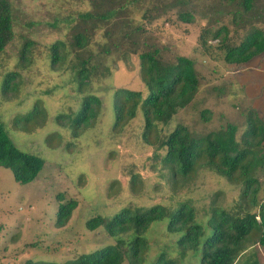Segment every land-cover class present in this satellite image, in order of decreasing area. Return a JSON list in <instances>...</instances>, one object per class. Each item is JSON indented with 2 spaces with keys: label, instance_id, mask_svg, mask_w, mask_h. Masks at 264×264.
I'll return each mask as SVG.
<instances>
[{
  "label": "rangeland",
  "instance_id": "obj_1",
  "mask_svg": "<svg viewBox=\"0 0 264 264\" xmlns=\"http://www.w3.org/2000/svg\"><path fill=\"white\" fill-rule=\"evenodd\" d=\"M171 1L174 4L169 6ZM9 2L14 36L0 54V86L9 71L17 75L12 79L15 89L5 97L0 93V121L10 141L21 151L40 156L43 166L25 184L14 181L10 170L0 166V264L72 259L114 243L102 225L86 228L90 217L108 218L123 207L161 204L174 208L183 200L195 208V220L202 225L196 249H188L179 257V233L166 231L163 217L152 221L143 233L147 245L141 253L142 264H151L160 252L165 258H175V264H198L200 244L209 233L206 218L210 202L231 208L238 198L239 185L205 168H198L190 179L181 182L163 167V151L156 147L159 138L154 140V135L166 134L182 124L191 135L198 136L233 123L239 139L250 102L236 81L237 72L251 67L258 58L226 63L221 44L206 31L225 24L229 42L237 43L250 22L264 30V20L260 21L252 10L240 14V19L236 17L234 25L235 6L223 5L221 0H186L183 6L175 0H118L116 5L122 4L119 12L95 21L93 27V20H85L80 14L103 9L89 0ZM256 8L264 11V0H259ZM180 9L192 15L190 22L178 18ZM75 29L86 36L81 49L71 45ZM55 41L63 46L57 49L59 59L51 62L50 45ZM24 42L29 45L25 62H21L19 52ZM147 47L157 48L162 62H172L177 55L191 58L198 79L191 100L166 124H156L157 132H151L149 144L141 138L143 117L139 108L121 127L112 126L116 88L145 95L137 54ZM77 58H88L95 65V72L83 82L68 68ZM89 94L99 100L97 115L74 136L68 128L69 120L82 97ZM36 100L44 118L27 122L18 119ZM58 114L70 117L56 122ZM260 179L263 184L264 176ZM68 199L76 200V206L67 222L56 227L57 206ZM250 251L264 264L262 248L257 244L248 246L235 264L246 260ZM122 264H127L126 260Z\"/></svg>",
  "mask_w": 264,
  "mask_h": 264
},
{
  "label": "trees",
  "instance_id": "obj_2",
  "mask_svg": "<svg viewBox=\"0 0 264 264\" xmlns=\"http://www.w3.org/2000/svg\"><path fill=\"white\" fill-rule=\"evenodd\" d=\"M95 7H100L99 13L85 11L80 14L85 20L94 22L106 20L119 12L122 4L118 0H89ZM223 5H234L235 11L232 23L237 25L235 18L240 14L254 12L259 20H264V11L256 8L259 0H221ZM186 0H175L183 6ZM171 3V4H170ZM169 6L174 4L172 1ZM116 8V9H115ZM256 8V9H255ZM181 21L190 22L192 15L185 11H177ZM242 20V19H241ZM135 29H139L138 26ZM212 39H217L223 48L222 59L226 63L240 64L260 54L264 50V30L250 22L244 36L237 43L229 42V30L221 24L214 30H207ZM11 5L9 0H0V54L12 40ZM85 33L75 29L72 33L71 45L83 48L86 41ZM204 45L205 40L203 39ZM29 42H24L20 48L19 59L25 62L24 54ZM60 41L50 45L51 62L57 61V49ZM104 51H107L106 49ZM139 59V76L145 87V95L140 91L128 88H116L112 96L114 113L113 128L121 127L127 120L135 116L137 108L143 117L142 141L150 142L149 135L156 131V124H166L184 107L195 94L198 79L189 57L177 55L172 62H162L158 49L147 47L137 54ZM69 70L79 77L80 82L88 80L95 72V65L88 58H77L69 63ZM17 75L9 71L3 77L0 93L3 97L15 89L12 79ZM81 76V77H80ZM99 100L94 95L82 97L78 109L69 120L68 128L72 135H77L81 128L94 120L98 112ZM204 113V110L202 111ZM207 112V111H205ZM70 115L58 114L59 118ZM24 122L32 118L42 120L43 111L36 101L25 113L18 115ZM41 118V119H40ZM206 119L205 116L202 117ZM237 127L226 123L223 127L205 134L191 135L182 124H176L159 138L156 147L162 150L160 156L163 167H167L173 177L181 182L190 179L198 168H205L224 178L229 183L239 185L238 198L229 209L210 202L207 212L206 225L209 233L204 236L199 248L198 264H235L237 258L246 248L257 244L264 255V123L254 109L247 108L244 114V128L236 139ZM157 132V131H156ZM0 166L10 170L14 181L25 184L32 181L43 166V159L33 153L19 150L8 138L0 121ZM76 206V200L68 199L57 206L54 218L56 227L63 226ZM166 217L165 229L171 233H179L176 239L178 256L183 257L186 250L196 249L198 239L202 235V225L196 222L195 208L186 200L174 208L161 204L147 207H123L108 218L95 215L86 220L85 226L93 230L102 225L114 243L105 244L89 252L80 253L72 259L60 263L43 260H26L22 264H142L141 253L146 249L147 240L144 231L155 220ZM126 237V238H125ZM246 260L241 264H260L255 252L250 251ZM151 264H175V258H165L160 252Z\"/></svg>",
  "mask_w": 264,
  "mask_h": 264
},
{
  "label": "crops",
  "instance_id": "obj_3",
  "mask_svg": "<svg viewBox=\"0 0 264 264\" xmlns=\"http://www.w3.org/2000/svg\"><path fill=\"white\" fill-rule=\"evenodd\" d=\"M254 57L258 61L251 67L238 70L236 81L250 102V108L254 109L264 123V51Z\"/></svg>",
  "mask_w": 264,
  "mask_h": 264
}]
</instances>
